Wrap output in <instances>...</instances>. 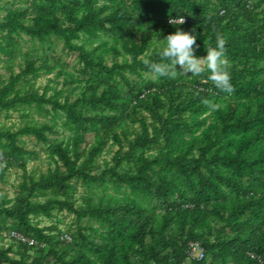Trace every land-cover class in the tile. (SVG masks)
Returning <instances> with one entry per match:
<instances>
[{
  "label": "trees",
  "instance_id": "16d2710c",
  "mask_svg": "<svg viewBox=\"0 0 264 264\" xmlns=\"http://www.w3.org/2000/svg\"><path fill=\"white\" fill-rule=\"evenodd\" d=\"M177 28L195 29L196 55L225 36L231 94L207 73L152 75L143 60ZM0 63V112L50 117L0 125V181L21 170L0 199V264H264V0H0ZM22 136L46 146V171H28ZM62 212L69 239L39 225Z\"/></svg>",
  "mask_w": 264,
  "mask_h": 264
},
{
  "label": "clouds",
  "instance_id": "9594fccd",
  "mask_svg": "<svg viewBox=\"0 0 264 264\" xmlns=\"http://www.w3.org/2000/svg\"><path fill=\"white\" fill-rule=\"evenodd\" d=\"M171 24L185 23L182 16L179 20L171 19ZM215 46H209L205 55H196L199 48L195 29L184 31L177 28L173 33L168 34L164 40L165 44L157 53L159 61H152L148 58L143 64L156 78L166 76L176 78L179 72L200 77L207 73V79L211 81L221 92L231 94L234 91L231 82V61L227 56L226 38L220 32L215 33ZM198 94V93H197ZM203 103L210 109L219 108V104L207 99ZM0 156L3 153L0 152ZM6 166V161L0 160V170Z\"/></svg>",
  "mask_w": 264,
  "mask_h": 264
},
{
  "label": "rangeland",
  "instance_id": "374dc122",
  "mask_svg": "<svg viewBox=\"0 0 264 264\" xmlns=\"http://www.w3.org/2000/svg\"><path fill=\"white\" fill-rule=\"evenodd\" d=\"M56 50L62 55V58L66 65L73 67L77 63V54L76 53H68L66 54L62 50V42H59L56 45ZM2 64V63H0ZM18 69L16 68V71ZM0 72H4V70L1 68ZM52 74L50 75H41L38 79H36L35 86L41 88H44L46 83H48V78H52ZM54 85L52 82L50 85ZM56 86L57 89L62 88V84L59 83ZM65 91L69 90L70 87H68ZM51 90L49 91V93ZM35 120L37 122L42 121H50L49 116H45L43 114H37L34 110H30L29 116L22 117L20 112L17 111H10L8 113L6 112H0V125H6V126H13V128H16L20 125H22L25 122ZM56 130L59 132L54 135L55 138L62 137L65 132H63V128L60 126V123L56 125ZM20 145L26 146L29 149L35 150L38 152V156H28L27 158V169L30 173H33L35 175H38L40 172L46 171L47 167L49 166V159L47 158V153L45 152L46 146L43 144H39L36 142V140L31 136H22L19 139ZM106 158H109V155L105 154ZM100 160V159H99ZM101 161V160H100ZM52 165V164H51ZM21 170L18 168H12L8 171L7 175L5 176L3 181H0V199L5 195L8 198H12L15 194V184L20 180ZM83 191L82 188L78 189V195L81 194ZM40 226H50L52 224H56L57 228L63 231V233H67L68 231V225H70L74 218L73 215L67 212L58 213L55 215L53 219H46L44 217L39 218ZM63 234V237L65 238V235ZM68 234V233H67ZM69 239V238H67ZM11 240L7 235H3L0 237V243L2 245L7 246Z\"/></svg>",
  "mask_w": 264,
  "mask_h": 264
},
{
  "label": "built area",
  "instance_id": "2783aa9c",
  "mask_svg": "<svg viewBox=\"0 0 264 264\" xmlns=\"http://www.w3.org/2000/svg\"><path fill=\"white\" fill-rule=\"evenodd\" d=\"M65 235V238H70L69 235H67L66 233L64 234ZM9 236L12 237V238H15V240L17 241H20V242H23V243H28L29 245H32L35 243V240L33 238H29L17 231H10L9 232ZM188 254L189 256L191 257H195V255L199 258H201L203 256V248L201 246L200 243L198 242H191L190 243V247H189V250H188Z\"/></svg>",
  "mask_w": 264,
  "mask_h": 264
}]
</instances>
